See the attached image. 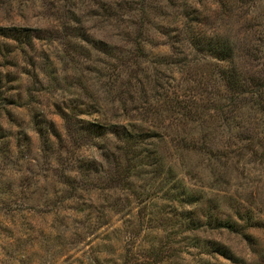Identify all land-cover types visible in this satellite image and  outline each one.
<instances>
[{
  "label": "rangeland",
  "instance_id": "374dc122",
  "mask_svg": "<svg viewBox=\"0 0 264 264\" xmlns=\"http://www.w3.org/2000/svg\"><path fill=\"white\" fill-rule=\"evenodd\" d=\"M0 264H264V0H0Z\"/></svg>",
  "mask_w": 264,
  "mask_h": 264
}]
</instances>
